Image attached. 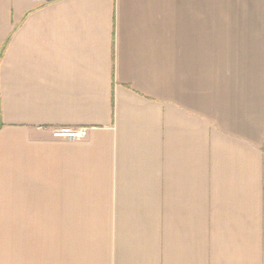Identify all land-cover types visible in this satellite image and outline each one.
<instances>
[{
    "label": "crops",
    "instance_id": "obj_1",
    "mask_svg": "<svg viewBox=\"0 0 264 264\" xmlns=\"http://www.w3.org/2000/svg\"><path fill=\"white\" fill-rule=\"evenodd\" d=\"M0 125V264H264V0H0Z\"/></svg>",
    "mask_w": 264,
    "mask_h": 264
},
{
    "label": "built area",
    "instance_id": "obj_2",
    "mask_svg": "<svg viewBox=\"0 0 264 264\" xmlns=\"http://www.w3.org/2000/svg\"><path fill=\"white\" fill-rule=\"evenodd\" d=\"M87 128H58L51 132L53 139L64 140L69 142H77L84 140L87 136Z\"/></svg>",
    "mask_w": 264,
    "mask_h": 264
},
{
    "label": "trees",
    "instance_id": "obj_3",
    "mask_svg": "<svg viewBox=\"0 0 264 264\" xmlns=\"http://www.w3.org/2000/svg\"><path fill=\"white\" fill-rule=\"evenodd\" d=\"M1 126V125H0Z\"/></svg>",
    "mask_w": 264,
    "mask_h": 264
}]
</instances>
